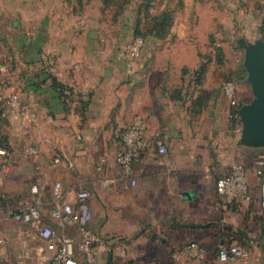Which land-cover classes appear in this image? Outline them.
<instances>
[{"label":"crops","instance_id":"1","mask_svg":"<svg viewBox=\"0 0 264 264\" xmlns=\"http://www.w3.org/2000/svg\"><path fill=\"white\" fill-rule=\"evenodd\" d=\"M61 4L0 0V140L9 149L0 161L10 171L0 205L18 206L20 198L38 195L42 205L49 199L42 208L48 225L76 230L51 217L52 189L62 182L72 203L78 190H89L88 226L99 241L89 258L76 237L78 264H226L217 257L223 243L247 248L248 264H264L259 179L251 174V203L222 207L218 190L225 176L205 162L209 137L230 127L231 107L220 88L211 97L206 88L215 85L208 75L185 61L183 49L161 42L146 48L129 71L119 51L105 47L88 26L79 29L76 17L62 15ZM219 52L229 57L226 49ZM226 65L233 74L236 66ZM52 77L65 88L63 96ZM241 88L247 94L246 83ZM22 89L32 120L3 112L4 99ZM137 116L147 122L149 147L123 177L115 156ZM17 223L3 217L0 233L8 237ZM193 243L197 256L188 253Z\"/></svg>","mask_w":264,"mask_h":264},{"label":"rangeland","instance_id":"2","mask_svg":"<svg viewBox=\"0 0 264 264\" xmlns=\"http://www.w3.org/2000/svg\"><path fill=\"white\" fill-rule=\"evenodd\" d=\"M55 1L62 3L63 16L77 18L79 29L84 31L88 26L87 30L96 34L105 47L119 51L129 71L140 63L146 48L161 42L169 48L183 49L185 61L191 66L196 65L197 72L208 75L210 85H215V90L206 88L211 97L215 96L218 87L222 92L224 83L234 79L241 107L254 99L244 67L245 49L240 40L249 43L264 40V0ZM138 39L143 40V46L140 57L135 58L132 50ZM219 49H226L229 57L226 58L225 53L221 55ZM195 52L199 56H195ZM227 63L236 66L233 74L229 73ZM219 70L221 80L214 81L211 75ZM243 82L248 87L247 94L242 92ZM195 91L192 95L196 94ZM20 93L22 96L24 90ZM232 122L230 120L228 129L215 130L209 137L210 155L205 159L212 170L222 171L224 176L235 164H244L252 169V162L264 155V148L239 144L240 133L231 126ZM9 172L8 169L6 175ZM33 201L32 197L20 198L16 207H25ZM48 201H44L42 208L49 207ZM3 217L6 216H0V221ZM48 220L42 214L38 225L17 223L8 237L0 233V264H39L41 257L52 254L56 249L55 243L48 244L39 234V227L48 225ZM52 227L56 239L71 236L76 240L80 235L77 228Z\"/></svg>","mask_w":264,"mask_h":264},{"label":"built area","instance_id":"3","mask_svg":"<svg viewBox=\"0 0 264 264\" xmlns=\"http://www.w3.org/2000/svg\"><path fill=\"white\" fill-rule=\"evenodd\" d=\"M143 40L138 39L133 48V56L139 58ZM224 96L227 98L230 107V120L236 132H240L239 110L241 103L239 101L238 87L234 79H229L224 83ZM4 115L17 113L22 119L32 120L33 114L30 107L22 101L20 91H15L4 99ZM235 110V112H232ZM147 122L137 116L132 124H130L122 132L120 136L121 149L115 156L118 169L123 177H129L134 171V165L140 154L149 147L147 138ZM156 145L158 154L167 153V148L161 140V135H156ZM0 155H7L5 148L0 146ZM59 159H56L58 162ZM105 162V159L102 160ZM251 168L244 164H235L228 171L218 190V200L222 207H239L249 204L253 200L251 189V174H254L260 181L261 189V205L264 208V155L257 157ZM99 168H101L99 166ZM8 172L7 164L0 161V186ZM32 191L38 194L39 189L35 185ZM67 193L62 182L57 181L52 189V208L50 209L51 217L62 223L63 226H74L81 235L79 250L85 253L89 258L92 257V249L98 243V236L89 228V222L92 219V211L89 203L90 192L87 189H80L76 192L75 202L72 203L66 198ZM42 215V200L40 196L34 197V201L25 207L18 208L16 206L0 205V216H6L18 223L38 225ZM40 237L48 244L55 243V251L40 259V264H78L77 263V246L76 240L71 236H62L55 238V232L50 225H41L39 227ZM191 256L200 254L198 244L193 243L188 248ZM218 260L226 264H248L249 253L243 246L237 244H220L217 248Z\"/></svg>","mask_w":264,"mask_h":264},{"label":"water","instance_id":"4","mask_svg":"<svg viewBox=\"0 0 264 264\" xmlns=\"http://www.w3.org/2000/svg\"><path fill=\"white\" fill-rule=\"evenodd\" d=\"M240 43L245 49L244 67L254 99L239 110V144L264 148V40L249 43L241 39Z\"/></svg>","mask_w":264,"mask_h":264},{"label":"trees","instance_id":"5","mask_svg":"<svg viewBox=\"0 0 264 264\" xmlns=\"http://www.w3.org/2000/svg\"><path fill=\"white\" fill-rule=\"evenodd\" d=\"M51 79L53 81V86L55 87V89L58 90L61 93V96H63V91L65 89L63 87V85H61L60 83H58V81L54 77H52ZM232 112H235V110H232ZM0 146H2L3 148H5L6 151L9 150L8 149V145L6 143V140L4 138H1V140H0Z\"/></svg>","mask_w":264,"mask_h":264}]
</instances>
